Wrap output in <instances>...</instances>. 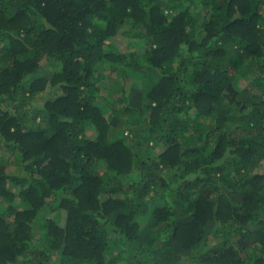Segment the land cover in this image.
<instances>
[{
	"label": "trees",
	"instance_id": "16d2710c",
	"mask_svg": "<svg viewBox=\"0 0 264 264\" xmlns=\"http://www.w3.org/2000/svg\"><path fill=\"white\" fill-rule=\"evenodd\" d=\"M0 264H264V0H0Z\"/></svg>",
	"mask_w": 264,
	"mask_h": 264
},
{
	"label": "rangeland",
	"instance_id": "374dc122",
	"mask_svg": "<svg viewBox=\"0 0 264 264\" xmlns=\"http://www.w3.org/2000/svg\"><path fill=\"white\" fill-rule=\"evenodd\" d=\"M125 45H126V43L123 42L122 45H121L123 49H125V47H126ZM45 97H47V98L50 97V95H49V90H47V91L45 92L43 98L40 99V100H41V102H40L41 104L44 103V99H45ZM91 134H93V133H90V135H91ZM10 168H11V167H10ZM14 168H15V166H12V169H14ZM53 216L55 217V214L50 215L49 217L52 218Z\"/></svg>",
	"mask_w": 264,
	"mask_h": 264
}]
</instances>
